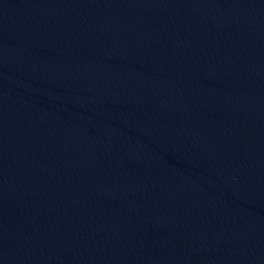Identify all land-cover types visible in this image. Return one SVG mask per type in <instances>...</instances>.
<instances>
[{
  "label": "water",
  "instance_id": "obj_1",
  "mask_svg": "<svg viewBox=\"0 0 264 264\" xmlns=\"http://www.w3.org/2000/svg\"><path fill=\"white\" fill-rule=\"evenodd\" d=\"M0 264H264V0H0Z\"/></svg>",
  "mask_w": 264,
  "mask_h": 264
}]
</instances>
